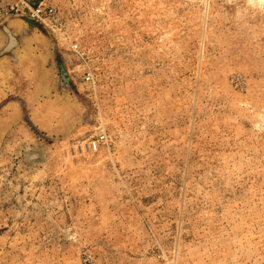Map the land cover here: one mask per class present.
Instances as JSON below:
<instances>
[{
  "label": "rangeland",
  "instance_id": "obj_1",
  "mask_svg": "<svg viewBox=\"0 0 264 264\" xmlns=\"http://www.w3.org/2000/svg\"><path fill=\"white\" fill-rule=\"evenodd\" d=\"M46 1L75 112L0 129V264H264V0Z\"/></svg>",
  "mask_w": 264,
  "mask_h": 264
},
{
  "label": "flooded vegetation",
  "instance_id": "obj_2",
  "mask_svg": "<svg viewBox=\"0 0 264 264\" xmlns=\"http://www.w3.org/2000/svg\"><path fill=\"white\" fill-rule=\"evenodd\" d=\"M12 16L20 17V15H10L1 21H7ZM19 23L22 25V19ZM36 25L41 27L39 24ZM25 29L28 31L20 37L21 40L29 37L32 33L27 27ZM52 52H56V50ZM51 55L50 53L47 54L48 60L44 62H41L39 57L32 59V61L24 60V69L27 73L24 81L25 86L30 90L31 97L28 100L19 101L22 106L19 111H15L10 116L0 115V129L11 127L16 121L26 122L27 119L31 120L32 117L39 119L41 127L53 126L63 116L67 118H65L63 124L68 122L72 124L71 117L75 112V93L63 78L62 62L57 59V52L56 58L52 57L51 59Z\"/></svg>",
  "mask_w": 264,
  "mask_h": 264
},
{
  "label": "crops",
  "instance_id": "obj_3",
  "mask_svg": "<svg viewBox=\"0 0 264 264\" xmlns=\"http://www.w3.org/2000/svg\"><path fill=\"white\" fill-rule=\"evenodd\" d=\"M21 17V16H20ZM0 19V115L10 116L15 111H19L22 108L19 101L28 100L30 90L25 86L24 77L27 76L24 69V60H31L41 55V53L48 54V49L52 52L53 37L51 33L42 24L41 27L26 25L24 22L22 25L19 23V18L15 20L16 25L10 27L7 21H1ZM23 21V20H22ZM18 27L15 29V27ZM32 32L29 38H38V43H34L26 50L24 48V40H21L24 32L28 30ZM33 28V29H32ZM56 58V52H52L51 59ZM23 62V63H22ZM14 122L13 124H15ZM12 124V125H13Z\"/></svg>",
  "mask_w": 264,
  "mask_h": 264
},
{
  "label": "built area",
  "instance_id": "obj_4",
  "mask_svg": "<svg viewBox=\"0 0 264 264\" xmlns=\"http://www.w3.org/2000/svg\"><path fill=\"white\" fill-rule=\"evenodd\" d=\"M10 15H20L42 24L53 31L60 17L46 0H0V19ZM78 45L75 44L74 48Z\"/></svg>",
  "mask_w": 264,
  "mask_h": 264
},
{
  "label": "water",
  "instance_id": "obj_5",
  "mask_svg": "<svg viewBox=\"0 0 264 264\" xmlns=\"http://www.w3.org/2000/svg\"><path fill=\"white\" fill-rule=\"evenodd\" d=\"M21 19L26 25L35 26V21L29 19L28 17L21 16Z\"/></svg>",
  "mask_w": 264,
  "mask_h": 264
}]
</instances>
